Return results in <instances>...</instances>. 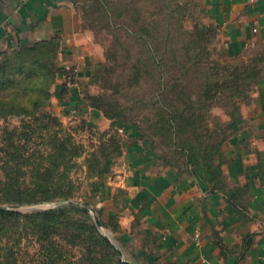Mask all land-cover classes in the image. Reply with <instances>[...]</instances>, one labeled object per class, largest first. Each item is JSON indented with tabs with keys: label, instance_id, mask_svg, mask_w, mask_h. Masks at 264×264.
<instances>
[{
	"label": "rangeland",
	"instance_id": "obj_1",
	"mask_svg": "<svg viewBox=\"0 0 264 264\" xmlns=\"http://www.w3.org/2000/svg\"><path fill=\"white\" fill-rule=\"evenodd\" d=\"M77 10L80 28L91 35L101 53L99 68L91 79L82 81L81 88L83 98L96 111L95 117L54 114L53 96L62 75L56 76L61 60L59 49L56 64L54 46L48 48L47 63L45 55L42 61L34 59L36 66L32 65L25 82L0 88V106L5 102L6 106L29 107L35 98H44L42 90L49 87L52 96L46 105L35 117L26 118L43 134L32 140L29 151L20 147L23 155L19 157L2 156L0 152V185L11 178L21 186L28 185L25 197L54 196L0 206L29 211L32 206L48 209L76 205L89 212L100 233L116 246L118 258L134 264H158L140 253L133 238L125 235L120 217L106 212V189L119 179L123 167V132L139 130L154 145L163 164L193 170L189 153H201L199 143L204 141L205 150L213 152L212 164L218 166L223 144L242 105L253 96L264 75V48L254 46L236 58L224 57L217 28L204 21L203 0H80ZM27 58L11 63L20 64ZM251 72L259 73L258 80ZM9 77L21 78L14 69ZM182 110L194 113L196 122L182 125L184 129L177 128L171 136L164 130L168 113ZM21 124L18 115L0 116V148L4 146V129ZM193 126H199L196 134L190 132ZM192 141L198 143L197 148H189ZM181 143H186V149ZM59 145L66 146L72 155L71 166H66L62 155L43 157L40 152L51 149L54 153ZM35 149L37 155L32 154ZM53 161H61L58 168ZM65 178L72 181L70 186L63 182ZM49 179L55 182L51 190L45 188ZM66 193L68 200L63 199ZM95 216L102 227L96 224ZM79 231L87 235V231ZM24 245L26 251H33L29 241Z\"/></svg>",
	"mask_w": 264,
	"mask_h": 264
},
{
	"label": "crops",
	"instance_id": "obj_2",
	"mask_svg": "<svg viewBox=\"0 0 264 264\" xmlns=\"http://www.w3.org/2000/svg\"><path fill=\"white\" fill-rule=\"evenodd\" d=\"M80 0H0V56L57 37L60 65L74 81L53 96L54 114L93 116L82 81L99 68L100 48L80 28ZM222 52L236 58L264 48V0H203ZM65 74L58 78L64 84ZM222 147L217 183L190 166L165 165L141 132L125 130L123 167L106 189V212L158 264H264V75L241 107Z\"/></svg>",
	"mask_w": 264,
	"mask_h": 264
},
{
	"label": "trees",
	"instance_id": "obj_3",
	"mask_svg": "<svg viewBox=\"0 0 264 264\" xmlns=\"http://www.w3.org/2000/svg\"><path fill=\"white\" fill-rule=\"evenodd\" d=\"M50 46L55 47L54 54L56 58L55 56L54 58L56 64H58L57 53L61 48V41L57 37L20 45L12 51L2 52L0 56V88L12 87L16 84V81H19V84L25 82L32 72L30 69L32 65L36 66L34 59L42 61L43 55H45L47 63L48 48ZM32 54L34 56L30 57ZM21 57H28L27 59L30 63L26 64L28 62L27 59L20 64L11 63L14 59ZM59 67L61 66L58 65L56 67L57 77L59 74H65L66 78L74 81V76L71 74L72 71L70 69H63L62 71ZM13 69L15 74H20L21 78L10 79L9 74ZM246 69L250 70V67ZM58 70L60 71L58 72ZM254 73L251 72V74ZM258 76L260 77L259 73H255L254 77L256 80H258ZM12 81L14 82L12 83ZM57 85L61 91L68 87L67 82ZM42 91L45 94L44 98H35L29 107L13 104H7L6 106L5 102L4 106H0V116L9 113L22 118V124L18 128L6 127L4 129L1 141L4 146L0 148L2 156L4 155L3 153L13 155L14 158L23 155L22 150L20 149L19 151V148L25 147L29 151L31 147L29 144L32 140L36 138L37 134H43L35 129L32 123L26 121L29 116L35 117L38 110H42V106L46 105V99L48 100L52 96L49 87L44 88ZM44 118H46V115H44ZM196 118V115L192 112L183 110L170 111L168 113V125L165 126L164 130L168 131L172 136L173 132L178 131L177 128L184 129L182 125L192 126L195 124ZM198 129L199 126L198 128L193 126L190 132L196 134ZM181 133L179 130V134ZM196 144L198 143L192 141L188 146L190 149H194L197 148ZM199 144H202L200 146L201 153H189L188 161L190 165L195 166L194 170L199 176L210 182L217 183V180L220 181L222 177L220 165L214 166L212 164L213 152L205 150L204 141ZM59 146L60 149H57L54 153L51 152V149L48 153L43 150L38 151L43 154V157H53L55 153L59 156L62 155L66 166H71L69 161L72 155L68 154L66 146ZM180 147L186 149V143H181ZM32 154L37 155V150L35 149ZM60 162L53 161L57 168ZM63 182H66L68 186L72 183L68 178H65ZM26 187L28 185L21 186L18 181L11 180V178L3 181V184L0 185V204L24 203V200H29L30 202L42 201L54 197L43 196L40 199L25 197L24 190ZM53 187H55V182L49 179V184L45 188L51 190ZM69 197L66 193L63 199L68 200ZM80 229L81 231H87V235L80 232ZM25 241L31 243L33 251H26L23 248L27 245H24ZM76 248H79L78 252H76ZM79 253H82V255L78 258ZM117 254L119 252L116 246L108 237L100 233L89 212L76 205L64 204L48 209L33 208L29 211L15 210V208L0 210V264H134L118 258Z\"/></svg>",
	"mask_w": 264,
	"mask_h": 264
},
{
	"label": "water",
	"instance_id": "obj_4",
	"mask_svg": "<svg viewBox=\"0 0 264 264\" xmlns=\"http://www.w3.org/2000/svg\"><path fill=\"white\" fill-rule=\"evenodd\" d=\"M60 203H62V202H60ZM8 208H10V207H9V206H0V210H1V209H8ZM33 208H38V207H36V206H32L30 209H33ZM95 222H96V224H97L99 227H102V223H101L100 219L97 218L96 216H95ZM103 232H104L106 235H108V232H107L105 229L103 230Z\"/></svg>",
	"mask_w": 264,
	"mask_h": 264
},
{
	"label": "built area",
	"instance_id": "obj_5",
	"mask_svg": "<svg viewBox=\"0 0 264 264\" xmlns=\"http://www.w3.org/2000/svg\"><path fill=\"white\" fill-rule=\"evenodd\" d=\"M66 81H67V84H68V85H72V84H73V81L70 80L69 78H66Z\"/></svg>",
	"mask_w": 264,
	"mask_h": 264
}]
</instances>
